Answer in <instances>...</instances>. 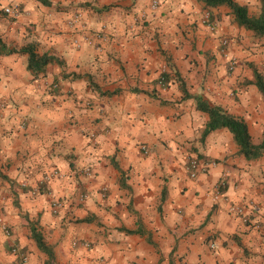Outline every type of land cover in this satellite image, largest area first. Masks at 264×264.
<instances>
[{
    "label": "clouds",
    "instance_id": "obj_1",
    "mask_svg": "<svg viewBox=\"0 0 264 264\" xmlns=\"http://www.w3.org/2000/svg\"><path fill=\"white\" fill-rule=\"evenodd\" d=\"M0 264H264V0H0Z\"/></svg>",
    "mask_w": 264,
    "mask_h": 264
}]
</instances>
